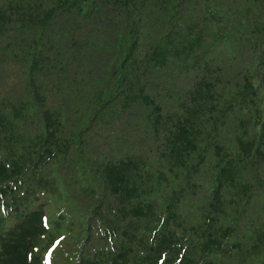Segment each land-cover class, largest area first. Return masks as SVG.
<instances>
[{
	"label": "trees",
	"instance_id": "1",
	"mask_svg": "<svg viewBox=\"0 0 264 264\" xmlns=\"http://www.w3.org/2000/svg\"><path fill=\"white\" fill-rule=\"evenodd\" d=\"M0 264H264V0H0Z\"/></svg>",
	"mask_w": 264,
	"mask_h": 264
}]
</instances>
